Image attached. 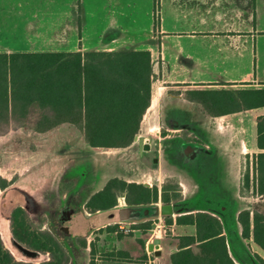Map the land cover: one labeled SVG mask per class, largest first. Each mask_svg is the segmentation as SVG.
<instances>
[{
    "label": "crops",
    "instance_id": "obj_1",
    "mask_svg": "<svg viewBox=\"0 0 264 264\" xmlns=\"http://www.w3.org/2000/svg\"><path fill=\"white\" fill-rule=\"evenodd\" d=\"M54 1L62 0H0V53L149 50L151 102L134 142L127 147L111 148L123 151L114 158L120 174L113 176L156 185L159 189L167 180L176 179L183 197L172 203L174 220L178 215L197 211L218 216L233 259L239 264H261L255 254L264 259V250L252 237L242 236L238 213L256 210L242 203L246 197L241 195V169L245 163L253 180L254 157L264 150L257 145L258 123L264 116V103H258L264 99L260 92L264 94V0H88L89 4L87 0H72L73 27L64 28L61 21L57 23L59 28L50 29L53 22L50 17H58V11L50 13L49 2ZM53 33L61 37L68 34L69 40L65 43L61 40L57 42L60 45L50 48ZM64 44L71 49L65 50ZM13 123L10 120L0 128L10 129V135L29 128L23 124L15 128ZM32 131L29 139L39 151L32 155V149L28 153L25 149L23 158L39 155L40 158L9 187L5 198H10L9 203L1 205L4 191L0 189V229L2 224L10 223L9 213L5 212L7 205L11 204V208L25 205L24 191L32 195L50 184L65 185L60 200V209L65 211L73 208L72 184L84 185L85 203L105 183L100 185V181L98 186L89 180L82 184L87 172L79 177L67 170L72 161L76 165L87 159L80 152L90 146L78 126L65 122L47 131L34 128ZM9 133L1 137L8 139ZM20 136L26 135H16L13 144L19 142ZM129 151L137 152L136 163L126 157ZM188 159L203 162L205 179L200 180L194 172L182 167V160ZM7 179L11 181L10 177L2 178ZM229 200L237 203L231 220L225 216ZM36 206L27 207L30 223L40 231L48 230L46 208ZM125 206L120 202L111 209ZM71 211L68 218L71 221L62 226H69V232L77 239H87L90 231L81 227L83 224L74 227ZM163 223L165 229L184 230L170 240L160 238L159 249L155 247V255L157 250L161 252L155 261L171 264V254L178 249V237L194 234L195 226L167 224L165 219ZM2 238L7 242L5 236ZM154 239L153 236L146 240L150 241L147 245ZM196 246L192 245L193 251L200 253ZM117 249L127 251L134 259L150 257L144 248L133 251L123 244ZM36 252L35 256L27 255L32 259L29 262L50 260L44 255L49 252ZM105 261L134 263L129 259Z\"/></svg>",
    "mask_w": 264,
    "mask_h": 264
},
{
    "label": "trees",
    "instance_id": "obj_2",
    "mask_svg": "<svg viewBox=\"0 0 264 264\" xmlns=\"http://www.w3.org/2000/svg\"><path fill=\"white\" fill-rule=\"evenodd\" d=\"M151 52L122 51H45L0 53V123L23 121L38 114L33 128L47 131L61 123H73L95 148H122L130 145L140 129L144 113L151 102ZM261 94L264 96L263 91ZM264 103V99L258 101ZM4 128H0V131ZM257 145L264 149V116L257 130ZM253 180L249 167L242 177L241 195L246 190L264 195V150L253 161ZM6 181L0 180V186ZM123 195L128 205L176 202L182 199V187L176 179L167 180L161 189L143 183L128 182L119 177L107 181L90 196L86 207L95 212L118 204ZM242 236L253 238L264 250V213L244 209L238 213ZM167 224L194 225V234L179 236L178 249L171 254V264H239L231 256L220 218L207 211L166 216ZM145 231L152 221L132 224ZM117 226H106L115 232ZM13 233L29 248L49 252L51 259L39 264H64L66 254L60 239L51 232L32 227L26 211L13 212ZM124 234L119 233L118 238ZM138 242L143 246L146 241ZM200 248L193 251L192 245ZM83 245H86L84 240ZM93 255H95L93 253ZM111 258L129 259L125 250L110 254ZM264 264V259L255 254ZM0 264H37L18 260L5 246L0 234ZM89 264H97L93 257Z\"/></svg>",
    "mask_w": 264,
    "mask_h": 264
},
{
    "label": "rangeland",
    "instance_id": "obj_3",
    "mask_svg": "<svg viewBox=\"0 0 264 264\" xmlns=\"http://www.w3.org/2000/svg\"><path fill=\"white\" fill-rule=\"evenodd\" d=\"M89 2L90 1L88 0L86 1L87 4H89ZM49 5L51 6L50 13L58 11V17L57 16L50 17V20L53 21V22H50V29L59 28L60 27L59 24H61V21H64L65 23V25L62 27L67 28V29L73 27L74 19L71 16L72 6H73L72 0L49 2ZM56 7H60V8L57 9ZM68 38H69L68 34H66L63 37H61L57 33L50 34V48L58 45L59 43L57 42L61 43L62 41H64L65 43L66 41L69 40ZM64 45L66 46V48H64L65 50L71 49L70 46H67V44H64ZM37 116L38 114L36 113V114H32L31 116H29L26 120L14 121V123L12 124V126L14 127L17 125H21V124L29 127V128L23 129L21 133L14 132L10 135L9 133L10 129L8 130L7 128H4V130L0 131V180L6 177L7 178L10 177L11 180L16 179L25 170V168H27L28 166L32 164V162L40 158V155L39 157L35 156L32 158H28V159L23 158L25 157V154H26L25 149L28 150L27 153L30 151V149H32L33 150V152H31L32 155H36L37 154L36 151H39V148H37V146L34 143H32L31 139H29L31 136L30 134L33 133L32 128H33V125L37 121V118H38ZM0 125L5 126L2 123H0ZM15 130L19 131L17 129ZM8 133H9L8 139L1 137L4 135H7ZM16 135L17 136L26 135V136L25 138L20 136L19 142H17V144L16 143L13 144V141H14L13 139L18 138L16 137ZM97 150H98L99 155L103 156L104 160L106 159L114 160L113 159L114 157L118 156V154H122L123 152L121 150H118V149L116 150V149H111V148L110 149L99 148ZM129 152L130 153L128 155L130 156V158H132L134 161H137L136 159L138 157L137 152H133V151H129ZM79 162L75 165V163L72 161L67 170L77 174L79 177H81L82 176L81 174L85 172H87V175H90V172L92 171H91V166L89 162L87 160H80ZM202 163L203 162L199 160H196V161H190L189 159L182 160V167L186 171L194 172L193 174H195L200 180H203L205 179L204 177L205 169L203 166H201ZM91 165L92 167L94 166L92 163ZM215 168L216 167H214V169ZM110 169L111 170H109L108 172H105V175H104L105 178L104 180H102L101 184L99 182L100 185H102L103 182L107 180L108 178H110L111 176L120 174L119 173L120 171L116 168L115 165H113ZM246 170H247V167H245V163H244L241 169V177H243V174H245ZM3 176H6V177H3ZM7 182H10V181H8L7 179ZM233 188L235 187L233 186ZM233 188H232V193H234ZM242 196L246 197V198H242V203L244 205L246 204L245 206H249L250 208H255L256 210H260L261 212L264 213V196H256L253 194L252 190H250L249 192L245 190ZM119 197H118V202H121V200L123 199L122 197L120 198ZM9 200L10 198L9 199L7 198L5 200L2 199L1 205L3 204V202L6 203ZM13 201L17 202V200L15 199H13ZM236 205L237 203L234 200H229V202H227V209L225 211V216L227 217V219L231 220L232 218H234V211L236 209ZM11 207H12L11 204L7 205L6 210H5L6 214L10 212ZM70 213H72V211L69 208H67L65 211L62 212V219L67 220L69 218ZM87 213H88L87 217L85 216L86 214L83 215L81 213H79L77 216L74 217V221H73L75 224L74 227L77 228V226H80V224H83L81 225V227L82 226L84 227V224L89 223L91 226L94 225L95 229H93L92 232H90L87 239L79 238V239H76L75 241L73 240V238L72 239L66 238V240H64L63 243L61 242V244L63 245V248L65 249V254L67 256L64 264H89L93 257L97 260V264H143V263H136V262H141V261H146L147 264H158V262L155 261L156 255L154 253V250L156 248L154 247V249L151 250L149 246L147 245V243H149L150 241L149 242L147 241L146 245L143 246L142 244L138 242V239L142 238L143 240L146 241V240L152 239V237L154 236V238H164L165 240H170L171 238H175L178 235L184 233V230L165 229L163 220L165 219L166 216L160 213L158 215H152L151 217H148L153 222L151 229L147 231L143 229H138V228L134 229L132 224L143 222L142 218L147 216V214H145V208H142V207H137V208L134 207L128 212L121 208L118 210L107 209V210L101 211L98 214H94L93 216H91L90 210L87 209ZM115 219L116 221L111 222L110 224L112 226L114 225L117 226L116 231L115 232L107 231L106 226L109 224L107 222L115 220ZM120 224H123L126 227H131L134 230L129 233L122 232L119 229ZM59 229L66 232L65 227L60 226ZM164 229L166 231H164ZM119 233H123L124 238H121V239L118 238ZM12 238L13 237L11 236V234L7 233L6 234L7 242L4 241L5 246H9L11 249H12L11 246H14ZM84 240H86V245H83ZM152 242L153 241H151V243ZM123 244L127 245V247L131 248L133 251H140L142 250V248H144L147 251H149L150 257L149 256H147V258L138 257L136 259L132 258L131 261L134 263H129V262H125V263H122V262L121 263H111L110 262L109 263L105 261V260H112V261H117V262L124 261L125 259L123 258L116 259V258L110 257L111 256L110 254L112 252H116L118 250L117 248L121 247ZM157 248L159 249V247ZM195 249L198 252H200V248L198 246H196ZM85 250H87L88 253H85ZM14 253L17 259L19 260H24V261L32 260L30 259V257L25 255L24 253H21L17 250L16 251L14 250ZM93 253L95 255H93ZM44 255L46 256V258L51 259L50 254L46 253ZM98 259L101 261H98Z\"/></svg>",
    "mask_w": 264,
    "mask_h": 264
},
{
    "label": "flooded vegetation",
    "instance_id": "obj_4",
    "mask_svg": "<svg viewBox=\"0 0 264 264\" xmlns=\"http://www.w3.org/2000/svg\"><path fill=\"white\" fill-rule=\"evenodd\" d=\"M138 134V133H137ZM136 134V135H137ZM135 135L134 137V140L137 138ZM133 140V142H134ZM132 144V143H131ZM90 146V145H89ZM129 146V145H128ZM127 147V146H126ZM99 148H95V147H88V150H84V148L81 149V152L80 154H82L83 157L87 158L86 160L89 162L90 166H91V171L90 172V175H87V178H84L82 179V184L85 182H88L90 180V182L92 181L93 183H97L99 185V182L102 181L105 177V172H108L109 170H111L110 168L115 165L116 168L119 167V164H117L118 162L115 161L116 159L114 160H104L103 156L99 155L98 153V150ZM110 149V148H108ZM129 153L126 152V157H130L128 155ZM133 159L130 158V161L132 163H134L135 161H132ZM128 161V162H130ZM91 163L94 165L92 167ZM136 163V162H135ZM86 173H84L85 175ZM113 177H118V176H113ZM113 177H110L108 178L107 180H105V183L104 185L107 183V181ZM120 178V177H119ZM125 180V179H124ZM81 181V180H80ZM15 182H18V179H12L10 182H7L6 181V184L4 186H0L1 189L4 191L3 193V197L2 199H5L6 196H7V192H8V189L10 186L14 185ZM129 182V181H128ZM138 183V182H137ZM19 185V184H18ZM103 185V186H104ZM84 185H81V184H72V194H73V203H72V207L71 210H73V215L72 217H75L77 216L79 213L85 215L86 217L88 216V213H87V207H86V202L83 203V198H84V194H83V187ZM154 186V185H152ZM65 188V185H62L60 184H55V185H48L47 187L44 188V191L40 192V193H33L32 195H29L28 193H26L25 191L23 192V197H24V200H25V205L22 206V205H19V206H14L13 208H11L9 214L7 215V220L10 222V223H5V224H2L1 225V229H0V234L1 236H5L6 237V234H11V236L13 237L12 238V241H13V244L14 246H11L12 247V250L14 251H19L21 253H23L19 248L18 246L16 245V242L15 240L16 237L14 236V233H13V212L15 209L21 207L23 208L28 217H29V220L30 219V216H29V211L27 210V207L29 206H36V205H42L44 206V208H46L45 210V214H46V217H47V223H48V230H45L44 232H51L53 234H55L59 239L60 241L63 243L64 240L67 239H72L76 241V237L75 236H72V232L70 231L69 232V226L65 225V226H62V223H69V221H71V219L68 221L67 220H64L62 219V208L60 209V205H61V197L63 198V189ZM92 188V187H91ZM103 188V187H102ZM101 188V189H102ZM96 188H92V191L94 190L95 191ZM100 189H98L99 191ZM97 192V191H96ZM120 197H122L123 200H121V202L125 203L126 206H132V205H128L126 200H125V197L123 195H121ZM119 197V198H120ZM174 202H170V203H163L161 201L157 202V203H151V204H147V205H155V206H160L163 205V204H172ZM120 202H118L117 205H119ZM134 206H137V205H134ZM37 207V206H36ZM102 210H97L95 212H91V216H93L94 214H98L100 213ZM44 214V213H43ZM90 215V214H89ZM173 215V214H172ZM172 215H164V216H172ZM152 215H147L145 216L144 218H142L143 222L145 221H151L150 218L148 217H151ZM7 221V222H8ZM64 223V224H65ZM136 223V222H135ZM56 224V226H55ZM52 226V227H50ZM62 226V227H65L66 228V232L62 231L59 229V227ZM67 226V227H66ZM95 226H91L89 223L87 225H85L83 228L85 229L86 228V231H90L92 232L93 229ZM68 228V229H67ZM15 239V240H14ZM18 241V240H17ZM19 242V241H18ZM21 243V242H20ZM22 245L26 246L25 244L21 243ZM27 248H29L28 246H26ZM9 249V248H8ZM32 249V248H30ZM10 250V249H9ZM32 250H35V249H32ZM38 251V250H36ZM42 252V251H40Z\"/></svg>",
    "mask_w": 264,
    "mask_h": 264
},
{
    "label": "water",
    "instance_id": "obj_5",
    "mask_svg": "<svg viewBox=\"0 0 264 264\" xmlns=\"http://www.w3.org/2000/svg\"><path fill=\"white\" fill-rule=\"evenodd\" d=\"M134 207H142L145 208V214L147 215H158L159 213L162 215H172L173 214V205L172 204H163L161 206H151V205H137V206H125L122 207L121 209L125 210V211H130L131 209H133ZM15 240V239H14ZM16 245L18 246V248L25 254L28 256H35L37 254L36 250H32L30 248H27L26 246L22 245L20 242H18L17 240H15ZM161 242L160 238H155L153 240V242L149 245V248L151 250L154 249V247H159V244ZM161 252L160 250L156 251V255H160Z\"/></svg>",
    "mask_w": 264,
    "mask_h": 264
},
{
    "label": "built area",
    "instance_id": "obj_6",
    "mask_svg": "<svg viewBox=\"0 0 264 264\" xmlns=\"http://www.w3.org/2000/svg\"><path fill=\"white\" fill-rule=\"evenodd\" d=\"M119 229H120V231L125 232V233H129V232H132L134 230L133 228L126 227L123 224L119 225Z\"/></svg>",
    "mask_w": 264,
    "mask_h": 264
}]
</instances>
